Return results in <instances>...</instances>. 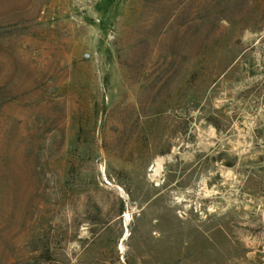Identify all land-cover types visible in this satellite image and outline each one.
I'll return each mask as SVG.
<instances>
[{"label":"rangeland","instance_id":"1","mask_svg":"<svg viewBox=\"0 0 264 264\" xmlns=\"http://www.w3.org/2000/svg\"><path fill=\"white\" fill-rule=\"evenodd\" d=\"M0 264H264V0H0Z\"/></svg>","mask_w":264,"mask_h":264}]
</instances>
